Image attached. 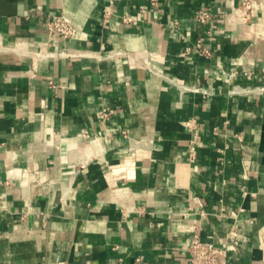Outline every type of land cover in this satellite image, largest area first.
Instances as JSON below:
<instances>
[{
  "label": "crops",
  "instance_id": "1",
  "mask_svg": "<svg viewBox=\"0 0 264 264\" xmlns=\"http://www.w3.org/2000/svg\"><path fill=\"white\" fill-rule=\"evenodd\" d=\"M243 1L0 0V264H190L194 233L264 264V0Z\"/></svg>",
  "mask_w": 264,
  "mask_h": 264
},
{
  "label": "built area",
  "instance_id": "2",
  "mask_svg": "<svg viewBox=\"0 0 264 264\" xmlns=\"http://www.w3.org/2000/svg\"><path fill=\"white\" fill-rule=\"evenodd\" d=\"M153 2L155 3V0ZM252 7L253 0H244L236 10L245 18H248L251 15ZM214 15V12L209 8H199L195 11L194 18L202 24H209ZM46 27L51 34L61 35L64 38L72 37L77 32L74 20L64 12L50 14L46 21ZM72 54L66 50L59 53L53 51L41 52L42 56H69ZM105 114L108 113L105 112ZM190 250L192 255L190 264H223L221 258L224 254V249L213 242L203 240L199 233H194L190 242Z\"/></svg>",
  "mask_w": 264,
  "mask_h": 264
},
{
  "label": "bare ground",
  "instance_id": "3",
  "mask_svg": "<svg viewBox=\"0 0 264 264\" xmlns=\"http://www.w3.org/2000/svg\"><path fill=\"white\" fill-rule=\"evenodd\" d=\"M23 49H25V48H23ZM27 49V48H26Z\"/></svg>",
  "mask_w": 264,
  "mask_h": 264
}]
</instances>
